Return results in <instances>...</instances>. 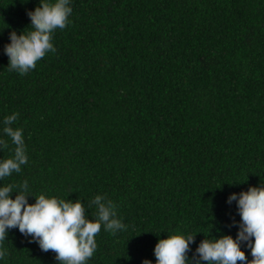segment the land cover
I'll use <instances>...</instances> for the list:
<instances>
[{
  "label": "trees",
  "instance_id": "trees-1",
  "mask_svg": "<svg viewBox=\"0 0 264 264\" xmlns=\"http://www.w3.org/2000/svg\"><path fill=\"white\" fill-rule=\"evenodd\" d=\"M37 6L0 0V159L13 113L27 154L0 184L79 198L89 218L96 195L115 203L126 228L101 227L86 264H155L177 230L196 234L193 251L209 233L235 238L228 196L264 183V0H70L55 51L21 75L4 46ZM29 239L10 229L0 264H59Z\"/></svg>",
  "mask_w": 264,
  "mask_h": 264
},
{
  "label": "clouds",
  "instance_id": "clouds-1",
  "mask_svg": "<svg viewBox=\"0 0 264 264\" xmlns=\"http://www.w3.org/2000/svg\"><path fill=\"white\" fill-rule=\"evenodd\" d=\"M71 12L70 0H39V6L27 12L31 30L19 35L15 30L9 33L10 42L4 46L8 67L24 75L46 53L54 52L53 32L66 27ZM17 117L13 113L3 120L2 131L16 147L10 158L0 159V181L13 172L19 173L27 163L23 129L11 127ZM5 146V140L0 138V147ZM13 188L12 184H0V260L6 255L4 241L13 228L30 238V243L36 242L42 251H53L59 264H86L95 253V237L101 227L112 233L126 228L117 217L115 203L103 195L98 194L91 200L88 207L94 205L96 212L89 218L85 203L79 198L73 201L45 194L33 196L29 194L27 181L16 191ZM29 196L34 197L33 203H29ZM233 201L240 216L239 222H233L237 228L235 238L230 234L215 237L209 233L193 251L190 245L196 234L177 230L158 239L153 249L155 264H237L238 261L264 264V183L231 193L227 203ZM242 244L250 249L251 260L247 259ZM142 264H153V261L144 259Z\"/></svg>",
  "mask_w": 264,
  "mask_h": 264
},
{
  "label": "bare ground",
  "instance_id": "bare-ground-1",
  "mask_svg": "<svg viewBox=\"0 0 264 264\" xmlns=\"http://www.w3.org/2000/svg\"><path fill=\"white\" fill-rule=\"evenodd\" d=\"M263 174V173H262ZM248 182V181H247Z\"/></svg>",
  "mask_w": 264,
  "mask_h": 264
}]
</instances>
